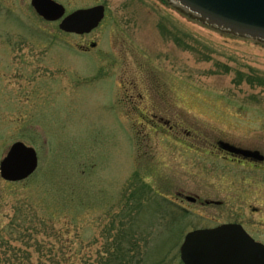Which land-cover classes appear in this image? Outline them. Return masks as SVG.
Returning <instances> with one entry per match:
<instances>
[{
	"label": "rangeland",
	"instance_id": "1",
	"mask_svg": "<svg viewBox=\"0 0 264 264\" xmlns=\"http://www.w3.org/2000/svg\"><path fill=\"white\" fill-rule=\"evenodd\" d=\"M56 1L105 17L69 34L30 0H0V160L16 141L38 159L25 180L0 177V264H110L123 247L182 264L186 232L229 219L264 243V162L210 151L222 139L264 154V41L170 0Z\"/></svg>",
	"mask_w": 264,
	"mask_h": 264
},
{
	"label": "water",
	"instance_id": "2",
	"mask_svg": "<svg viewBox=\"0 0 264 264\" xmlns=\"http://www.w3.org/2000/svg\"><path fill=\"white\" fill-rule=\"evenodd\" d=\"M178 9L202 23L264 41V0H174ZM39 16L47 21L63 17L64 8L53 0H32ZM103 6L81 9L62 18L59 28L68 33H88L102 20ZM223 149L254 160L258 151L239 149L222 143ZM34 148L13 143L0 161V177L9 182L28 178L37 168ZM183 264H264V245L254 241L240 225L225 224L188 232L179 247Z\"/></svg>",
	"mask_w": 264,
	"mask_h": 264
},
{
	"label": "flooded vegetation",
	"instance_id": "3",
	"mask_svg": "<svg viewBox=\"0 0 264 264\" xmlns=\"http://www.w3.org/2000/svg\"><path fill=\"white\" fill-rule=\"evenodd\" d=\"M92 32L88 33V34H85V35H90L92 34ZM96 43L95 42H92L90 41L87 45H85L84 47H81L80 50H82L81 52H89L91 51L92 49H96ZM125 93H122V95L124 96ZM125 99H123V102H124ZM154 100L152 101V103L150 102V104H154ZM149 104V105H150ZM151 121L153 127H159V126H162V124H169L170 121L169 119H166V118H163L162 116H159L157 117V115H152L151 118L149 119ZM172 129V128H171ZM222 143H225V144H228V145H231L235 148H239V149H249V148H244V147H241L237 144H233L229 141H226V140H222V139H216V141L213 142V146H212V151L211 153H213L214 155H216L217 157H221L223 158L225 161L231 163V164H235V165H239V166H242V165H248V166H254L256 168L259 167V165L263 164L264 162V154L260 151V150H257L259 152V154L262 156V160L260 161H254L253 159L251 158H247V157H244L242 156L241 154H238V153H235V152H231V151H228L226 149H223L222 147ZM252 150V149H251ZM180 196H182L184 198V200L186 201H189V202H192V203H196V202H200L201 205H204V204H213V203H216V205H221L222 201L221 200H218L216 199V201H210L209 199H202L200 195H197V194H192V195H184L179 193ZM191 198V199H189ZM221 224H238L240 225L244 230L245 232L250 235L253 239L257 240L255 235L247 229V224L243 221H237V220H232V219H229L228 221H221V222H218L216 223V226L218 225H221Z\"/></svg>",
	"mask_w": 264,
	"mask_h": 264
},
{
	"label": "trees",
	"instance_id": "4",
	"mask_svg": "<svg viewBox=\"0 0 264 264\" xmlns=\"http://www.w3.org/2000/svg\"><path fill=\"white\" fill-rule=\"evenodd\" d=\"M12 258H14L15 261H19L21 264H24L30 261V254L22 253V252L21 253L14 252L10 254L8 259H12ZM1 259L3 260V258H1L0 256V262ZM112 260L114 261V263H111ZM112 260L110 261V264H142L143 261L140 251L136 253L134 247H132V249H127L123 247L120 252L119 251L117 252V255H115L114 259ZM4 261H6V259H4Z\"/></svg>",
	"mask_w": 264,
	"mask_h": 264
}]
</instances>
